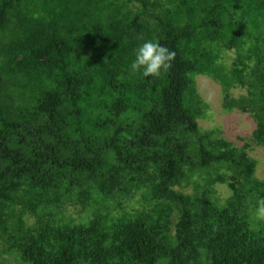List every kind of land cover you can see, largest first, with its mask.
<instances>
[{"label": "trees", "instance_id": "16d2710c", "mask_svg": "<svg viewBox=\"0 0 264 264\" xmlns=\"http://www.w3.org/2000/svg\"><path fill=\"white\" fill-rule=\"evenodd\" d=\"M153 39L176 53L170 70L132 74ZM197 76L222 86L224 111L250 114L264 148V0H0V252L264 264V178L198 124Z\"/></svg>", "mask_w": 264, "mask_h": 264}, {"label": "rangeland", "instance_id": "374dc122", "mask_svg": "<svg viewBox=\"0 0 264 264\" xmlns=\"http://www.w3.org/2000/svg\"><path fill=\"white\" fill-rule=\"evenodd\" d=\"M235 51L227 54L226 63L232 62ZM197 91L204 102L205 116L198 119V124L204 130L216 129L232 141L238 147H245L248 155L257 161L256 176L264 178V148L257 146L252 138L255 121L248 112L237 109L224 111L222 86L208 76H197ZM246 93V88L235 87L231 90L232 98L238 99ZM247 145V146H246ZM221 199L229 196L231 191L226 184L216 185ZM81 208V207H80ZM74 216L79 207H70ZM264 218V207L259 213ZM15 256L1 250L0 262L3 264H15Z\"/></svg>", "mask_w": 264, "mask_h": 264}, {"label": "clouds", "instance_id": "9594fccd", "mask_svg": "<svg viewBox=\"0 0 264 264\" xmlns=\"http://www.w3.org/2000/svg\"><path fill=\"white\" fill-rule=\"evenodd\" d=\"M176 53L163 46L158 40H146L134 52L130 64L132 74H140L144 78L160 77L170 70Z\"/></svg>", "mask_w": 264, "mask_h": 264}]
</instances>
